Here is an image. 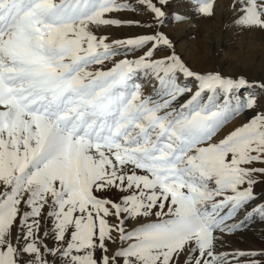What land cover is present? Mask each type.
<instances>
[{"label":"rangeland","instance_id":"obj_1","mask_svg":"<svg viewBox=\"0 0 264 264\" xmlns=\"http://www.w3.org/2000/svg\"><path fill=\"white\" fill-rule=\"evenodd\" d=\"M218 2L0 0V264L96 263L91 205L118 226L107 264H149L141 246L187 224L167 206L182 197L211 233L210 253L184 240V263L264 264V237H245L264 224L261 131L212 140L227 101L264 111V0ZM107 37L125 44L99 47ZM150 100L181 116L164 123ZM75 202L84 210L64 219Z\"/></svg>","mask_w":264,"mask_h":264},{"label":"bare ground","instance_id":"obj_2","mask_svg":"<svg viewBox=\"0 0 264 264\" xmlns=\"http://www.w3.org/2000/svg\"><path fill=\"white\" fill-rule=\"evenodd\" d=\"M218 1H219L218 4H220V3H222V4H229V3H231L232 0H218ZM247 8H248V5H247ZM257 29H259V28H257ZM249 32L251 33L250 30H249ZM256 32L258 33V31H256ZM256 32L254 30V33H252L250 35V37L252 39H254V40L261 39L260 35L257 37V33ZM200 42H202V41H200ZM124 44L125 43L123 41H118V39H116V37H107L105 41H103V42L100 41V43H98L97 45L99 47H113L115 45L118 47V46H124ZM257 45H259V44H257ZM198 52L199 51L192 50L190 55L187 54L188 59H192V57H193L192 54L193 53H196L197 55H199ZM238 56H240V58H241V59H239V64L240 65L238 66V68H241L242 70H245V71H249L250 68H251V65L254 64L253 61L251 60V61H248L247 63H244V64H243V61L246 60L245 58L251 57L252 56V53H250V52H244L243 50H241L240 51V54H238ZM197 58L199 60L205 62L204 59H200L199 57H197ZM259 66H261V65H259ZM261 67L264 68L263 65ZM249 73H251V72L249 71ZM262 86H264V85L262 84ZM150 102L152 103V107L156 110V112L164 120L163 121L164 123H166L167 120H171L172 121V119H173V122L175 123L177 121V119L181 116V113H179L180 110H178L176 112H173L172 109L170 111H165V109H163V108H161V107L158 106V103H154L151 100H150ZM259 108H260L259 106L258 107L254 106V107H247V109H245L244 106L242 105V102L240 100H238L237 102H234V103L231 102V101H227L225 103L224 109L221 111V113H218V114L214 115V117H213L214 120H213V125H212L213 130H214V137H213L212 140H214V142L215 141L222 142L223 140H225L226 137L234 136V135H236V134H238L240 132L252 133V131L255 130L256 128H257L256 130L261 131V137H263V138H261L259 140V142H260V148H259L260 151L258 152V154H259L260 157H258V160L256 161L257 162V165L260 166L259 167L260 170L258 172H259V176L261 177V182L258 183L256 187L253 186V189H252V192L253 193L256 190H258V189L260 191L264 192V111H262ZM257 110H258V112H257ZM254 115H258L261 122H259L258 120H254L253 119L252 122L250 123L249 120L252 119V117ZM183 133L184 134H188L189 137L191 136V133L187 129H184L183 130ZM256 143H258V142L256 141ZM241 154L244 155L243 152H241ZM245 155H247V154H245ZM82 168L84 169V166H82ZM231 170H230V172H231ZM232 175H233L232 173H229L226 176L224 175V178H228V177H230ZM240 176H242V177L244 176V172L243 171H240L239 172V177ZM46 179H49V176ZM235 185H236V183H235ZM238 185H240V187ZM39 186H41V185H39ZM237 186H238L237 187L238 189L244 188V186H242L241 184H238V182H237ZM145 188H147V187H145ZM40 190L41 191H45V189L43 187ZM134 192H136V191H134ZM155 193H157V192H155ZM159 195L161 196V194H159ZM147 196L148 195H142V196L140 195L139 196L140 198H142L143 201H139V202L136 201L137 202L136 205H138V206H136L135 209L136 208H139L141 210L142 209L143 210L145 209L144 212L147 211L148 208H146V206H148V205H146L147 203L145 202L146 201L145 198ZM150 199H152V198H150ZM158 201H160V197H159V200ZM164 201H167V200L164 199ZM258 201L259 202H263L264 201V195L260 196V199H258ZM147 202H149V201H147ZM168 202H167V206L168 207H171V205H172V207L174 208L175 211H176V209H180L182 211L183 217H181L182 215H180V216L178 215V217H181L180 222H182L183 224L187 222V224L185 226L184 225L183 226H179L177 223L173 224L174 226L171 225L170 226L171 227L170 229H168L164 233H161L162 238L159 239L158 241H156L154 239H151V240L148 239L150 243H147L146 245L141 246V249L138 251L140 253V255L143 256V257L148 258V261H150L149 264H187V263H184V260H183V257H185V255L184 256L182 255L183 249L186 250V244H185V241H184L186 239L187 240L188 239H192L191 240V243L195 241L196 244H200V242H201L202 249L207 250V252L205 251L206 253H210L209 246H210L211 243L208 240V238L211 236L210 235L211 233L209 234L208 232H205L204 231L205 229L202 230L200 228V224L198 222H197L198 224L196 223V221H198V220H195L196 217L194 218L193 212H194L195 209H193V205H190L186 201V199H183V197L179 199V203L178 202H176V204L174 203L175 204L174 206H173V204H171L170 201H168ZM164 205H165V203H164ZM73 206H74V208H73V214L69 215L68 213H66L65 216H64V219H66L67 217L76 215L74 213L79 214V212H82V210H84L83 207H82V204H78L77 202L73 203ZM165 208L167 209V207H165ZM86 209H87V211L89 213V215H88V217H90L89 218V221L91 222V226H90V224H88V226L92 229V233L94 235L93 237H91V236H89V237L92 239V241H93V243L95 245H100V246H102V249H103V252L100 253V255H98L96 257V258H98V261L96 263L97 264H107L108 263L107 262L108 255L110 256V254H112V251L109 253L107 251V248H113V247H115L116 243L118 242V240L120 238L119 232H118V229H117V227H118L117 226V223L114 222V220H111L112 218L111 219L110 218L109 219L106 218L108 211L105 210V209H103V208H99L98 206L91 205V206L87 207ZM152 209H153V207H152ZM123 211H125V210L123 209ZM160 212H162V211H160ZM147 215H148V213H147ZM189 216H191V217L187 219V217H189ZM134 218H135V216H134ZM134 218L131 217V222L134 221L132 224H134L135 222H137L142 217L139 216L135 220H134ZM91 219H93V220H91ZM147 219H148V217H147ZM140 220H142V219H140ZM203 226H202V228H205V226L204 227ZM249 230L246 231V233H245L246 234L245 235L246 238L248 237V238H251V239H253V238H255V239H260L261 238L262 239L264 237V224H263V222H259V225H258V227L256 229L255 228H252V230L251 229H249ZM86 234H87V236L89 235L88 231H86ZM96 234H98V235L95 236ZM187 234L188 235H191V236H188ZM189 242H187V243H189ZM73 244L76 245L78 243H73ZM128 245H130V244H128ZM195 253H197V252H195ZM198 253H199V251H198ZM195 255H197V254H195ZM86 258H88V259L91 260V259H94L95 256L92 257V256L88 255ZM212 261L213 260H211V259L209 261H205V264H212L213 263ZM3 262H6V261H3ZM7 262H9V261H7ZM79 263L74 262V260L71 259L68 264H79ZM96 263H95V261L94 262H89V264H96ZM80 264H84V263H80ZM199 264H201V263H199Z\"/></svg>","mask_w":264,"mask_h":264},{"label":"crops","instance_id":"obj_3","mask_svg":"<svg viewBox=\"0 0 264 264\" xmlns=\"http://www.w3.org/2000/svg\"><path fill=\"white\" fill-rule=\"evenodd\" d=\"M16 198H14V199H12L11 201L13 202H15L14 203V207H15V209L16 210H20V209H17V205H18V202L15 200ZM12 207H13V203H12V205L11 206H9V209H11L12 210ZM11 210H4V218H5V220L4 221H6V225L8 226L9 224H10V228L12 229V226H13V222H14V220L12 219V213H11ZM9 228V227H8ZM6 242H9L10 240L8 239V240H5ZM10 246H9V244L5 247V250H6V252H7V255H8V258L7 259H9L10 258V252L8 251L10 248H9ZM30 251H29V256H31V257H34V255H35V251H34V248L33 247H31L30 249H29ZM15 261H14V264H26L25 262H21V263H19L18 262V260H17V258H15L14 259ZM17 260V261H16Z\"/></svg>","mask_w":264,"mask_h":264}]
</instances>
